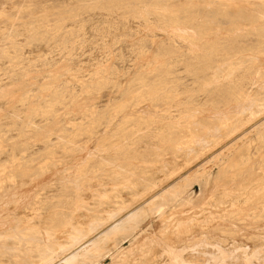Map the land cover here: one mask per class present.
Segmentation results:
<instances>
[{"label": "rangeland", "instance_id": "obj_1", "mask_svg": "<svg viewBox=\"0 0 264 264\" xmlns=\"http://www.w3.org/2000/svg\"><path fill=\"white\" fill-rule=\"evenodd\" d=\"M137 2L0 0V12L8 14H0V232L20 226V220L59 222L60 227L51 230L54 235L66 234L55 236L67 246L44 264H264V217H260L264 216V190H259L264 187V108L254 116L248 114L258 108L257 99L264 95V74L244 81L240 73L232 77L234 84L251 92L238 103L228 100L230 81L208 92L198 90L199 81L182 62L172 61L171 68L163 62L165 48L175 41L188 57L193 44H186L180 33L185 37L192 31L146 24L142 9L124 19L112 6ZM45 13L53 25L55 19L64 25L51 32L29 24ZM228 30L209 29L197 38L216 40ZM257 64L264 71V59ZM167 67L165 81L173 96L178 95L170 106L157 102L164 91L152 76ZM138 82L141 85L134 87ZM213 100L224 102L212 109ZM125 102L129 103L123 106ZM186 106L207 126L199 123L198 137H184L196 140L175 151L162 139L171 133L162 123H175V115ZM166 108L171 112L166 113ZM149 115L153 122L147 127L126 121ZM231 117L241 120L236 130L234 123L228 126ZM242 151L251 156L252 169L239 175L232 169L231 157ZM45 162L46 171L41 173L39 164ZM22 167L27 173L20 177ZM195 169L198 174H210L204 192L199 182L187 187L195 203L146 208L137 225H129L101 247L92 245L151 197L181 184ZM144 175L149 176L150 187H133L144 185ZM76 186L82 187L84 200L78 208L72 193ZM118 206L122 209L115 213ZM92 214L104 216L101 224L87 237L70 242L73 228L68 222L90 227ZM4 219L12 221V226ZM101 252L107 254L99 256ZM73 254L77 257L71 261Z\"/></svg>", "mask_w": 264, "mask_h": 264}, {"label": "bare ground", "instance_id": "obj_2", "mask_svg": "<svg viewBox=\"0 0 264 264\" xmlns=\"http://www.w3.org/2000/svg\"><path fill=\"white\" fill-rule=\"evenodd\" d=\"M95 1L97 4H99L100 0H95ZM137 1H138L137 3H135L134 5L132 4L128 7H124L123 4H116V5L114 4L112 6L120 10V13L124 17V19L126 17H128L130 14H134L135 12H138L139 9H142V10H145L146 11L145 14H147L142 18L143 22L146 24H151L152 26L161 25L162 27L168 26L169 28L172 27L176 31H181L182 29H188V30L192 31V34L189 33L185 37L183 35L184 32L180 33L181 38L184 39L186 44H188L190 47L193 44V50L190 52L188 51L189 52L188 57H186L187 55L184 56L185 53L181 54V53H183L181 51L183 46L175 41L171 46H168L165 48V51H164L165 54L163 56V60H164L163 62L165 63V65L168 64L171 68L172 67L171 63H173L172 61H175L176 63L182 62L186 66L187 72H190V74L193 75V77L199 81V82H196V84L199 87L198 90L202 89V90L207 91V90H209V88H215L217 86L224 85L223 84L224 81H228V82L230 81L229 85L226 86V87H228V96H229V94L231 95L228 100H231L233 102L238 103L240 101H243L244 99H246V97L248 95H250L251 92L249 91L246 93L242 84H234L231 81V79H232V77H235V76L238 77L239 73H240V76L243 77V81L248 80L249 77H251V76H252V78L255 76L259 79L264 74L262 67L257 64L258 61L262 62V60L264 59V0H137ZM175 1H178L179 4L174 3ZM0 14L2 16H8L6 11H2V12H0ZM47 17H48V14L45 13L44 15H42L38 18L36 17L35 22L33 21L29 24L39 26L40 29L47 28V29L51 30V32H54L56 30L57 26L64 25L62 23V21H60L59 19H55V21H57V22L55 23L56 25H53V22H49L47 20ZM242 23H243V26L239 27V25ZM226 28L229 29L228 30L229 33L226 35L222 34L224 36L218 37V38H216V40H215V38H209V39H206V42H205V41H202L199 38H197L198 36H200L201 33H207L209 29H216L217 30V29H226ZM9 36H10V34H9ZM209 36L210 35H207L206 37L208 38ZM149 37H151V35ZM250 38H253V39H251L252 41L250 40ZM6 41H8V40H6ZM145 44L146 43H143V44H141V46H144ZM10 56L12 57V55H10ZM157 58L159 59L160 57H157ZM157 58H155V59H157ZM159 60H160V62H162L161 59H159ZM168 68L169 67L163 68L162 70H157L152 76H155L154 80L158 82L159 87H161V89L164 91V93L161 94V96L159 97L157 102L158 101H164V102H166V105L170 106L172 104V102L175 100V96L177 94L175 96H173V90L169 89V86L167 85V83L165 81V78H166L165 73H167L166 70ZM145 71H147V70H145ZM252 78H250V79H252ZM23 79H25V78H23ZM107 79H106V81H107ZM95 80H98V79H95ZM146 81H149V79L147 78ZM140 85H141V82H138V83L134 84V87H136V86L138 87ZM259 94H261V93H259ZM221 96H222V94H219L218 97H221ZM28 97H30V96H28ZM38 102H39V100H38ZM214 102H216V101L213 100L210 103V107L212 109L221 107L220 102H224V101L218 100L219 103H214ZM257 102H259L258 105L256 106L258 108H251L250 111L248 112V114L249 113L251 115L257 114V113H259V111L263 110V108H264V95L259 96V98L257 99ZM128 103L129 102H125L123 104V106L128 105ZM149 106H150V104H149ZM202 106H205V105H202ZM30 107H29V111H30ZM34 107H36V106H34ZM83 108H85V107H83ZM186 108H188V107L186 106ZM125 111H127V110H125ZM150 111H151V109H150ZM164 111L166 113L171 112L168 108L164 109ZM28 114H30V113L28 112ZM120 114H122V113H120ZM150 114H151V112H150ZM196 114H197V112H195L193 110V108H191V109L188 108V109L182 110L181 112H179L178 114L175 115V119H176L175 123L171 120L172 124H168L170 122L165 124L166 122L163 121L162 124H164L166 127L171 129V133L168 137H164L162 139L164 140V142L170 143L172 145L173 149H175V151H179L181 149L184 150V148H183L184 146L182 147L180 145L190 144L191 142L196 140V139L191 140V138L190 139H184V137L187 136V134H190L189 136L192 138L198 137L197 135L200 134V132L202 131L201 126H200L201 124H199V123H202L203 126H207V122L200 121L199 118L195 117ZM180 115H182V117L177 118V116H180ZM27 117H28V115H27ZM250 117L252 118V116H250ZM26 119H28V118H26ZM236 120L237 119L234 117H231L230 120H228L229 122L231 121L230 124H228V126H231V125H233L232 123H234L233 128L235 130H236V127H238L240 125L239 123L241 122V120H239L238 122H236ZM126 121L130 122V123L137 122L139 124V127H147L150 124H152L153 118L151 115H149V117H133V118L127 119ZM224 123L225 122H223V124ZM138 124H136V125H138ZM155 124H153V126ZM218 125H220V124H218ZM262 127H264V125H262ZM148 129H150V127L147 128V131H148ZM239 129H241V128H239ZM22 133H23V129H22ZM96 137H98V136H96ZM125 139H127V138H125ZM122 144H124V143H122ZM119 145H121V144H119ZM118 147H120V146H118ZM228 149H230V148H228ZM219 156H221V155H219ZM231 159L233 160L232 169L239 175H244L245 173H247L249 170L252 169V167L250 165L252 163L251 156L249 154H245L243 151L237 155L235 153H233ZM221 160H222V165L226 166L225 161H224V157H221ZM128 164H130V163H128ZM83 165H85V164H83ZM8 167H11V166L6 165L4 168L7 169ZM39 167H40L41 173L45 172L46 171L45 170L46 162L39 164ZM20 169H21V172H19L18 175H20V177L25 176V173H27L26 168L22 167ZM29 171L31 172V170H29ZM209 177H210V174H208V175L198 174L197 169H195L193 173L190 172V175H187V177L185 178V180L181 184L178 183V184H174V185L170 186L169 188L165 189L162 194H156L153 196V198L151 197L152 199L150 198V200L147 201V203H146L147 205L145 204L144 206H141L138 210H135L133 213H130V212H129L130 214L127 213L128 215L125 218H123L121 220V222H118L116 225H114V227H112L110 230H108L104 234H102V236L99 237L98 239L93 240L92 245L94 247H101L102 243H105L106 240L111 239V237H113V236L115 237V235L118 234L119 232H121L122 230L129 228L131 226L137 225V223L139 222V219L142 217V214L145 212L146 208H148V209L157 208L158 209V207H159L158 210H160V208L162 206H169L173 202H176V204H178L177 206H183V205L185 206L187 204L195 203L193 196L188 197L189 194L186 193L187 187L189 185L191 186L193 184L192 182H199L201 187H202V191L204 192L205 188L208 186ZM144 182L145 183L142 186H140L139 184H138V186L136 184L132 185L133 181H129V184L132 185L133 187H139L142 190H146L152 184L149 181V176L144 175ZM72 183H73V181H72ZM116 183H117V181H114V184H116ZM259 190H264V187L263 188L260 187ZM133 191H135V190H133ZM81 192H82L81 186L80 187L76 186L73 188L72 193H74L75 199L77 200V207L76 208H78V206H83V203H84V200L82 199V193ZM139 192H140V189H139ZM185 193H186V195H185ZM133 194H134V192H133ZM135 194H137V193H135ZM46 202H48V201H46ZM61 204H62V202H61ZM47 205H49V204H47ZM119 206L116 207L115 213H117V212L120 213L122 208ZM68 207H67V209H68ZM263 207H264V204H263ZM53 208H54V206H53ZM64 208H66V206H64ZM76 208L74 207V209H76ZM54 209H57V208H54ZM59 209H61V208H59ZM57 211H59V210H57ZM52 212H53V210H52ZM61 212H63V211H61ZM85 212H82V213H85ZM161 212H162V209H161ZM45 213H46V210H45ZM48 213H50V211ZM48 213L46 214V216L48 215ZM31 214H32V212H31ZM86 214H87V212H86ZM16 216L17 215H15V217ZM33 216H35V215H33ZM37 216H35V217H37ZM49 216H50V214H49ZM103 217L104 216H101V215H96V214L93 215L94 221L92 222L93 225L90 227H88L89 225L87 227H83V224H82V227L74 226V224L68 220L69 222L68 221L67 222H68L69 227L73 228L72 231L69 232L70 233L69 235L71 236V239H69L70 242L71 241L77 242L80 239L87 237L93 229H95L99 224H101ZM260 217L262 218L264 216H260ZM7 219H4V220H7ZM64 219H66V218H64ZM8 220L3 221V222H5V223L8 222V224L11 225L12 221H8ZM29 220H32V222L31 223L30 222L24 223L22 220H20V222H21V224L19 223L20 226L17 225V223H16L17 226L14 225L13 227H11V230H9V229L7 230V227H6V229L4 231L0 232V264H37L38 262H43V264H44V261L52 259L53 257H55V255H58L57 250H59V251L63 250L64 251V249L66 248L65 245L67 246V244L63 243L64 240H63V242L61 241V239H60V241H58L59 239H57V237H56V236H58V235H56L57 233L55 234L56 235L55 236L54 235L55 232L53 231L54 232L53 233L51 230V228L57 227L60 224L59 222H57L58 223V225H57L56 223H53V221L49 220V218H42L41 220L38 221L39 223L35 224L33 222V218L29 219ZM90 221H92V219ZM17 222H18V220H17ZM55 225H57V226H55ZM129 225H131V226H129ZM58 227H60V226H58ZM43 228H45L44 230H46L45 232L47 233V236H46L47 238H45V235H44L46 233L43 234V231H44V230L42 231ZM62 235H66V234H62ZM62 235H59V236L62 237ZM69 248H70V246H69ZM98 249H101V248H98ZM85 252L87 254L88 250H86ZM114 252H116V251H114ZM105 253L101 252V254L99 256H102ZM34 257H36L37 259L33 260ZM75 257H77V256L74 255V257L71 261L75 260ZM65 260H67V259H65ZM63 262H65V261H63Z\"/></svg>", "mask_w": 264, "mask_h": 264}]
</instances>
